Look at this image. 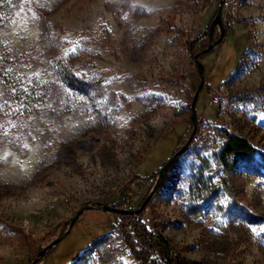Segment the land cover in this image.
<instances>
[{
    "label": "rangeland",
    "instance_id": "obj_1",
    "mask_svg": "<svg viewBox=\"0 0 264 264\" xmlns=\"http://www.w3.org/2000/svg\"><path fill=\"white\" fill-rule=\"evenodd\" d=\"M218 2L0 0V189H9L0 195V264L31 262L84 204L140 206L191 135L200 77L186 42L209 27ZM222 21L223 42L201 58L195 132L143 219L190 259L264 264V0H225ZM207 42L203 33L196 47ZM51 56L97 78V95L65 84ZM224 130L255 148L230 174L219 160ZM119 221L83 210L34 264H138Z\"/></svg>",
    "mask_w": 264,
    "mask_h": 264
},
{
    "label": "trees",
    "instance_id": "obj_2",
    "mask_svg": "<svg viewBox=\"0 0 264 264\" xmlns=\"http://www.w3.org/2000/svg\"><path fill=\"white\" fill-rule=\"evenodd\" d=\"M200 3L201 8L206 10L212 5L213 0H200ZM43 33L45 34V37L50 38V28L46 27V24L43 25ZM203 33L208 34V28L198 36L188 38L186 42V47L192 58L197 51L204 48L208 43H202L196 47L197 42L202 37ZM223 40L224 38L212 49L203 53L200 56V59L211 52L216 46L220 45ZM50 58H52V66L57 70L60 79L68 86L86 93L91 97H95L100 91V82L97 78H90L76 74L70 65L64 60H61L59 56H51ZM230 74L231 73L227 76L229 77ZM201 91L202 89L198 96H200ZM222 134L224 136V143L219 151V160L222 163L225 172L230 174L236 162L239 160L250 162L254 159L255 148L251 142L243 136L227 130H224ZM140 177H142L141 174H136L129 180L121 192L122 196L119 199V203H123L127 200L129 194L133 192V184L139 183ZM5 190L9 191L7 187L0 189V195H2ZM115 213L121 219L119 223L123 228L124 237H126L124 238L126 247L129 249L131 256L138 262V264H206L201 260L190 259L176 251L169 239L155 228L148 226L143 219V211L139 213ZM55 245L56 244L49 247L48 250L50 251ZM79 255L80 254H77L76 256ZM43 259H41V262Z\"/></svg>",
    "mask_w": 264,
    "mask_h": 264
},
{
    "label": "water",
    "instance_id": "obj_3",
    "mask_svg": "<svg viewBox=\"0 0 264 264\" xmlns=\"http://www.w3.org/2000/svg\"><path fill=\"white\" fill-rule=\"evenodd\" d=\"M225 0H219L218 2V6H217V10L216 13L213 17V19L210 22V25L208 27V37H209V42L208 44L202 48L201 50L197 51L194 55H193V59L196 63L198 72H199V82L195 88L191 103H190V120L193 124V129L191 132L190 137L181 145L179 146L177 149H175L172 154L165 160V162L158 168L157 170V177L156 180L154 182L153 187L151 188V190L148 192V194L145 196L144 200L142 201V203L140 204L139 207L134 208V209H127V208H121L118 206H114L110 203H106V202H100V201H92L90 203L84 204L81 208H79L77 210V212L75 213V215L70 219V222L68 224L67 229L65 230L64 233H62L59 236H56L55 238H53L51 241H49L46 245H44L37 253L36 257L29 262L28 264H34L40 256H42L44 254V252L51 247L52 245L56 244L57 242H59L68 232L69 230L72 228L74 222L78 219V217L80 216L81 212L85 209H91V208H98V209H102L104 211H113V212H127V213H138L141 212L143 207L145 206V204L149 201L151 195L153 194V192L156 190V188L160 185V183L162 182L166 172L168 171V169L170 168V166L172 165V163L177 159V157L182 154L188 147L191 137L193 135V133L195 132L196 129V102H197V98L199 95V92L204 84V79H205V67L203 62L200 59V56L209 51L210 49H212L216 44H218L224 37V32H225V27L222 21V6ZM216 27H219L220 30V34L218 38H215L214 36V30Z\"/></svg>",
    "mask_w": 264,
    "mask_h": 264
},
{
    "label": "snow or ice",
    "instance_id": "obj_4",
    "mask_svg": "<svg viewBox=\"0 0 264 264\" xmlns=\"http://www.w3.org/2000/svg\"><path fill=\"white\" fill-rule=\"evenodd\" d=\"M253 230H255V229H253Z\"/></svg>",
    "mask_w": 264,
    "mask_h": 264
}]
</instances>
